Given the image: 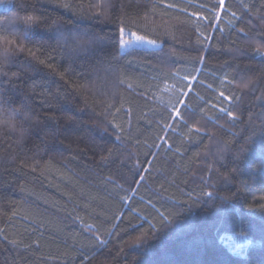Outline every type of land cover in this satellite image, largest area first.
Returning a JSON list of instances; mask_svg holds the SVG:
<instances>
[{"label":"trees","instance_id":"16d2710c","mask_svg":"<svg viewBox=\"0 0 264 264\" xmlns=\"http://www.w3.org/2000/svg\"><path fill=\"white\" fill-rule=\"evenodd\" d=\"M258 47L264 0L0 4V264H264Z\"/></svg>","mask_w":264,"mask_h":264},{"label":"snow or ice","instance_id":"6c2138e0","mask_svg":"<svg viewBox=\"0 0 264 264\" xmlns=\"http://www.w3.org/2000/svg\"><path fill=\"white\" fill-rule=\"evenodd\" d=\"M12 2H13V0H0V4H10ZM223 3H224V0H220L221 6L223 5ZM166 6L167 7H172V5H166ZM64 7H68V5H64ZM181 10H183V9H181ZM232 17L234 19L232 21H229V23H234L236 19H239L237 17V14L235 12L232 13ZM27 19L29 21H31V20L34 19V17L29 16ZM121 23L123 24V21H121ZM239 31H242V29L239 30ZM6 43L8 45H12L13 44V41L12 40H8V41H6ZM142 43H147V44L153 45V46L156 45V41L155 40L146 39L145 36L138 35L135 31H131L130 29H127V28H125L123 26L119 29V48L120 49H124L126 47H131V46H133L135 44H142ZM37 51H39V49H37ZM28 52H29V54L31 56H33V57L36 56V52L32 51V49H28ZM256 55L264 56V50H262L261 48L258 47L256 49ZM201 59H203V57H201ZM39 62L40 63H44L43 60H40ZM48 66L51 67V65H48ZM193 79H195V78L193 77ZM228 82L231 83V81H228ZM241 86L244 87V88H247L248 87V84L247 83H244ZM181 95L182 96H186L187 93H183L182 92ZM219 95L221 97H223L224 100H231L232 99V97L226 96L223 91H221ZM236 99H239V97H236ZM176 103L177 104H180V105H185L186 104V101L181 100V99H178ZM212 107L215 108L216 105L213 104ZM172 111L174 112L176 119H181L183 117V113L175 105L172 106ZM219 111L221 113L226 114L230 119L234 118V113L232 111L228 110L227 107L222 106V107H220ZM3 115L4 114L2 112H0V123L6 124L8 127H12V125L8 124V119H11L13 116L16 115V113L11 114L8 117V119H3ZM112 127L113 128H117L118 132H120V133H122L124 131L123 128H119L116 124H112ZM104 131H108L107 126L104 127ZM199 131H200L199 128H193V126L188 125L189 137L191 136V134L193 132H195V133L198 134ZM117 139H120V136L119 135L117 136ZM209 139H211V136L209 137ZM206 195L209 196V197H212L213 196V193L209 192ZM260 199L264 200V196H261ZM260 207L262 209H264V205H261ZM161 215L163 216V214H161ZM88 227L90 228L91 226L89 225ZM96 239L101 244L104 243V241L101 240L99 236H97ZM11 243L15 244L16 241H11Z\"/></svg>","mask_w":264,"mask_h":264},{"label":"rangeland","instance_id":"374dc122","mask_svg":"<svg viewBox=\"0 0 264 264\" xmlns=\"http://www.w3.org/2000/svg\"><path fill=\"white\" fill-rule=\"evenodd\" d=\"M135 45H145V46H148V47H154L153 45H149V44H147V43L135 44ZM126 48H129V47H126ZM126 48H124V49H122V50H126ZM221 152H223V150H222ZM221 154H223V153H221ZM212 157H213V159H215V160H219V159H217L218 156H217L216 153H214V154L212 155Z\"/></svg>","mask_w":264,"mask_h":264}]
</instances>
